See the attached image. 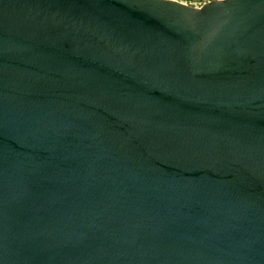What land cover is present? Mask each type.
Returning a JSON list of instances; mask_svg holds the SVG:
<instances>
[{
	"label": "water",
	"instance_id": "water-1",
	"mask_svg": "<svg viewBox=\"0 0 264 264\" xmlns=\"http://www.w3.org/2000/svg\"><path fill=\"white\" fill-rule=\"evenodd\" d=\"M0 264H264V0H0Z\"/></svg>",
	"mask_w": 264,
	"mask_h": 264
},
{
	"label": "rangeland",
	"instance_id": "rangeland-1",
	"mask_svg": "<svg viewBox=\"0 0 264 264\" xmlns=\"http://www.w3.org/2000/svg\"><path fill=\"white\" fill-rule=\"evenodd\" d=\"M176 1L181 2L183 4H186V5H189V6H192V7H200L203 4H205L209 1H212V0H176Z\"/></svg>",
	"mask_w": 264,
	"mask_h": 264
}]
</instances>
